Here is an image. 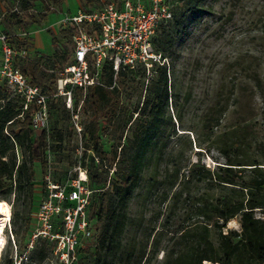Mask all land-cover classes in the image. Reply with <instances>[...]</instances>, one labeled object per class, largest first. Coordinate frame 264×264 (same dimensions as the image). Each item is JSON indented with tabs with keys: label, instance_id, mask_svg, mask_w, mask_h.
<instances>
[{
	"label": "trees",
	"instance_id": "trees-1",
	"mask_svg": "<svg viewBox=\"0 0 264 264\" xmlns=\"http://www.w3.org/2000/svg\"><path fill=\"white\" fill-rule=\"evenodd\" d=\"M51 1L58 5L65 0ZM201 3L202 0H182L183 12L179 15L172 13L171 18L163 22L179 25L185 19V12L193 15ZM32 7V0H20L22 14H13L17 23L26 26L46 19V12L39 14L38 18L31 14ZM94 10L98 9L93 6L85 9L88 12ZM162 23L157 28L160 33L154 36L152 46L155 52L164 55L172 38ZM73 33L71 28L61 31L71 42ZM9 42L14 46L11 39ZM41 57L46 60V66L31 57L22 60L17 57L15 66L47 96L48 113L54 107L53 101L62 100L61 111L69 112V131L53 126L48 133H38L31 118L33 106L22 111L20 98L13 95L6 82L1 80L0 199L12 194L16 197L22 191L33 199L35 166L43 177L47 170V151H61L66 139L78 138L71 113L79 108L89 112L88 122L81 124L82 155L61 175L55 176L54 172L51 175L55 183H62L80 164L87 172V185L92 190L87 211L96 226L93 241L87 251L78 250L74 264H86L90 257L93 264H141L157 254L165 234H170L171 245L166 250L163 264H264V218L255 215L257 209L264 210V166H261L264 164L231 152L233 144L227 148L217 146L216 150L222 154L225 163L216 165L215 169L199 165L198 161L189 166H182L177 161L169 142L177 135L174 122L180 123L182 117L179 113L180 95L173 82L175 72L169 62L156 65L146 78L142 65L137 70L120 68L115 72L112 66L104 64L99 72V84L89 86L85 91L72 89V95L76 97L72 100L71 111L65 108V97L57 94V71L61 70L62 62L55 54ZM143 79L147 85L137 86L136 83L140 84L139 80ZM131 92H138L142 99L134 108L130 104ZM188 97L185 96L184 100L187 101ZM226 110V103L216 102L202 114V126L207 129L210 141L204 150L207 155L217 142L214 129L220 125ZM107 131H110L112 141L109 150L101 145L102 136ZM183 167L185 173H181ZM245 170H248L246 176L243 175ZM145 174L149 175L150 186H160L163 201L171 203V214L181 201L185 186L191 182H207V190L218 192L211 198L207 196L206 203L188 212L187 221L193 217L194 222L185 224L181 221L168 231L166 227L172 217L168 214L162 229L154 235L149 233L145 244L137 247L133 243L126 247L122 236L128 223V204ZM189 194V191L185 194L187 201ZM237 216L240 230H225L227 222ZM36 244L33 252L39 253L40 257L49 253L50 246L46 241L38 240Z\"/></svg>",
	"mask_w": 264,
	"mask_h": 264
},
{
	"label": "rangeland",
	"instance_id": "rangeland-1",
	"mask_svg": "<svg viewBox=\"0 0 264 264\" xmlns=\"http://www.w3.org/2000/svg\"><path fill=\"white\" fill-rule=\"evenodd\" d=\"M120 1L65 0L56 5L51 0H32L33 7L30 13L38 18L39 14L46 12V19L23 26L17 23L13 15L22 14L20 0H0V35L10 36L17 52L24 50L18 59L31 57L46 66V60L41 55L55 54L62 62L60 68L62 69L71 62L72 55V42L66 35L61 34L66 28L62 20L77 10H85L92 6L99 9L110 2L117 6ZM181 2L182 0H165L171 16L172 13L179 15V12H183ZM200 6L193 15L185 12V19L179 25L172 24L171 21L163 22L162 25L171 32V45L166 48L164 55L153 49L170 63L175 72L173 82L180 95L179 113L182 119L178 124L174 122L177 135L170 138L169 147L182 166H189L197 161L199 165L211 169H215L216 165H224L225 159L216 148L217 146L227 148L231 144L234 145V148L230 149L231 152L243 154L264 164V0H202ZM159 33L160 30L157 29L155 36ZM32 35L37 36L38 40L45 44L46 49L43 50L45 53L35 50ZM18 59L15 60L16 63ZM141 65L136 64L133 69L137 70L144 66ZM156 65L157 62H152L151 66H144L145 78L150 75L149 73H153ZM139 81L140 84L136 83L137 86L147 85L146 80ZM187 95L189 97L186 101L184 99ZM74 97L76 96L71 93L72 100ZM124 98L127 102L128 97ZM61 101H53L54 107L49 112L48 130L57 126L66 132L69 131V112L61 111ZM130 101L131 108H134L142 99L138 92H131ZM216 102L226 103L227 110L220 125L214 129L217 142L207 155L204 150L210 141L207 129L202 126V114L209 105ZM170 113L174 114L172 110ZM79 120L82 125L86 124L89 112L80 109ZM83 142V138L79 140L73 136L71 141L66 139L63 143L64 149L61 151L56 153L47 151L51 175L54 172L55 176H59L69 168L71 162L79 161ZM111 144L110 131H107L102 136L101 145L105 150H109ZM87 154L91 155L89 152ZM18 161L17 159V163ZM34 171L33 199L26 191H22L16 197L12 194L0 199L10 206V217L3 228L6 242L0 254V264H13L15 252L12 241L18 248L17 255L25 254L32 225L31 213L41 196L42 177L38 166H35ZM182 172L185 173V167L181 169ZM148 174H145L128 204V223L122 236L126 247L133 243L137 247L145 244L149 233L154 235L162 229L163 220L168 214L172 216L166 227L168 231L176 228L181 221L185 224L194 222L193 217L187 221L188 212L195 206L206 203L207 196L211 198L218 192L207 190V182H191L185 186L181 201L171 214L169 208L171 203L169 200L163 201L160 186L149 185ZM243 175H248V170H245ZM187 191L190 192L188 201L185 200ZM255 215L264 218V210L257 209ZM95 227L93 224V228ZM225 230L239 231V216L227 222ZM169 237L170 234H165L157 254L149 261L143 260L141 264H163L166 250L171 245ZM212 238L215 240V235H212ZM151 240L152 237L149 244ZM90 245L91 241L85 242L82 249L86 250ZM33 249L35 250V245ZM33 249L28 252V262L24 264H56L50 261L49 253L40 257ZM148 249L147 247V252ZM148 256L150 257V254ZM86 264H93V258L90 257Z\"/></svg>",
	"mask_w": 264,
	"mask_h": 264
},
{
	"label": "built area",
	"instance_id": "built-area-1",
	"mask_svg": "<svg viewBox=\"0 0 264 264\" xmlns=\"http://www.w3.org/2000/svg\"><path fill=\"white\" fill-rule=\"evenodd\" d=\"M120 9L107 3L94 11L77 10L62 20L64 27L73 30L72 60L57 71V94L65 98V106L72 111L73 88L86 90L99 84V72L104 64L112 66L115 72L120 68L133 69L136 64L146 67L167 60L153 51L152 40L158 26L171 18L165 0H121ZM10 36L0 35L1 63L0 80L5 81L13 95L20 98L22 111L33 106L32 122L35 130L48 133L49 113L47 96L32 85L15 66V60L24 52L9 42ZM71 120L78 138L82 125L79 108L71 113ZM62 183H55L50 173V162L42 177L41 196L31 213L30 238L25 254L15 256L13 264L28 262V252L38 240L50 246L51 262L74 264L78 250L85 242L93 241V222L87 208L92 190L87 185V172L77 164Z\"/></svg>",
	"mask_w": 264,
	"mask_h": 264
},
{
	"label": "bare ground",
	"instance_id": "bare-ground-1",
	"mask_svg": "<svg viewBox=\"0 0 264 264\" xmlns=\"http://www.w3.org/2000/svg\"><path fill=\"white\" fill-rule=\"evenodd\" d=\"M10 217V206L7 202L0 200V254L5 246L6 236L3 232L5 224Z\"/></svg>",
	"mask_w": 264,
	"mask_h": 264
},
{
	"label": "crops",
	"instance_id": "crops-1",
	"mask_svg": "<svg viewBox=\"0 0 264 264\" xmlns=\"http://www.w3.org/2000/svg\"><path fill=\"white\" fill-rule=\"evenodd\" d=\"M33 24V23H32ZM37 36H34L32 35V43H33V46L35 48L36 51H41L42 53H45L43 52L44 49H46V46L44 43H41L39 40H38V37L36 38ZM24 52V50H22ZM71 60H72V55H71ZM0 63H1V51H0Z\"/></svg>",
	"mask_w": 264,
	"mask_h": 264
},
{
	"label": "water",
	"instance_id": "water-1",
	"mask_svg": "<svg viewBox=\"0 0 264 264\" xmlns=\"http://www.w3.org/2000/svg\"><path fill=\"white\" fill-rule=\"evenodd\" d=\"M35 128V127H34ZM38 133H40L38 130H37Z\"/></svg>",
	"mask_w": 264,
	"mask_h": 264
}]
</instances>
